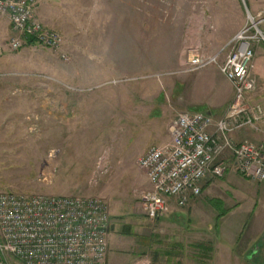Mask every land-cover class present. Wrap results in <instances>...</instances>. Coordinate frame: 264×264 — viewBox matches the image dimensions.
Returning <instances> with one entry per match:
<instances>
[{"label":"rangeland","instance_id":"1","mask_svg":"<svg viewBox=\"0 0 264 264\" xmlns=\"http://www.w3.org/2000/svg\"><path fill=\"white\" fill-rule=\"evenodd\" d=\"M45 1L44 7L50 5L51 0ZM54 1L48 10L61 14L55 22L58 29L43 26L36 12L34 20L60 37V47L50 50L26 40L19 50H7L0 64V193L97 197L106 203L116 230L128 225L139 236L155 232L159 240L171 239L173 227L162 219V213L154 221L146 216L142 197L150 185L136 165L138 158L121 169L56 168L64 152L61 142L68 138L67 127H73L62 125L64 119L94 121L93 126L82 128L94 129L100 154L114 155L119 152L114 146L129 138L131 128L140 133L145 121L169 139V124L180 111L174 109L178 94L173 98L170 88L162 90L164 78L138 72L135 65L139 62L112 65L109 61L117 58L119 47L110 45L115 33L108 28V8L93 5L99 0ZM69 16L71 22L64 20ZM1 17L0 47H6L16 36L8 26L2 27ZM155 140L145 136L142 144H155ZM251 187L253 197L246 199L247 207L243 205L247 215H233L218 224L215 206L208 205L207 211L198 206L196 240L208 242V264H264V210L259 207L264 201V182L254 181ZM222 195L215 189L208 198ZM251 204L255 205L252 210ZM133 242L127 239L122 249L129 251ZM10 264L21 263L10 259Z\"/></svg>","mask_w":264,"mask_h":264},{"label":"crops","instance_id":"2","mask_svg":"<svg viewBox=\"0 0 264 264\" xmlns=\"http://www.w3.org/2000/svg\"><path fill=\"white\" fill-rule=\"evenodd\" d=\"M54 2L51 0L50 5L45 7L44 2H41L36 10V18L43 26L58 29L55 22L62 17L61 14L48 10ZM95 4L99 8H108V28L115 33L110 45L119 47L117 58L109 60L112 65L117 61L139 62L135 65L138 72L149 71L148 74L164 78L162 90L170 88L173 98L178 94L174 98H177L178 106L174 109L179 113H201L215 121L223 117L233 102L234 93L217 68L210 66L194 74H182L180 71L193 56L209 58L219 54L217 60L222 63L228 54L227 50L221 51L222 48L242 29L247 17L264 19V0H99ZM77 5L80 7L81 2L76 1ZM45 10L49 12L44 14ZM77 15L82 17L83 13L77 11ZM1 19L5 21L2 27L11 29L8 18L2 16ZM64 20L71 22L70 16ZM83 20L80 18V21ZM260 28L264 29V25ZM7 50V46L3 47L0 64L8 56ZM252 50L250 77L255 83V91L248 105L260 104L264 107V43L254 45ZM125 68L132 70L128 65ZM63 122L62 125L73 127H67L68 138L61 142L64 152L57 160L58 169H121L143 156L150 147H163L169 143L164 131L159 133L157 126L145 121V124L140 125L143 127L140 133L131 128L129 138L114 146L118 153L102 155L98 151L101 148L100 141L93 135L94 129L82 128L93 126L94 121L73 118L64 119ZM145 136L154 137L155 144L143 145ZM232 140L235 143L249 140L254 145L262 146L264 157V125H259L258 131L244 129L236 132ZM132 150L135 153L130 156ZM253 182L238 173L227 171L221 178L202 181L199 197L191 199L185 208L180 209L167 199L162 219L173 227L171 239L162 235L164 237L159 240L154 237L155 232L139 236L128 225L116 230L113 225L116 221L110 217L106 264H208V247H205L208 242L197 243L196 240L194 223L200 211L198 206L206 211L208 205L215 206L218 224L231 219L233 215H247L243 205L247 207L246 199L253 197ZM215 189L223 195L208 198ZM253 206L251 204V210ZM259 207L264 210L263 200ZM159 233L164 234L163 231ZM127 239L135 241L129 251L122 249ZM141 258V263L136 262V259ZM198 258L204 260L198 261Z\"/></svg>","mask_w":264,"mask_h":264},{"label":"built area","instance_id":"3","mask_svg":"<svg viewBox=\"0 0 264 264\" xmlns=\"http://www.w3.org/2000/svg\"><path fill=\"white\" fill-rule=\"evenodd\" d=\"M44 1L0 0V15L8 18L16 36L6 44L9 51L19 50L27 39L50 50L60 47V37L34 20ZM262 24L264 19L248 16L222 48L228 51L222 63L217 60L219 54L193 56L180 71L194 74L214 66L231 85L234 97L216 121L201 113L177 114L168 127L169 143L137 159L150 185L142 197L150 221L162 213L167 199L185 208L200 195L202 181L221 178L227 171L264 182L262 146L232 140L236 132L258 131L264 125V107L248 105L255 91L250 77L252 48L264 43ZM109 226L108 207L97 197L0 193V264H10V259L21 264H106Z\"/></svg>","mask_w":264,"mask_h":264},{"label":"trees","instance_id":"4","mask_svg":"<svg viewBox=\"0 0 264 264\" xmlns=\"http://www.w3.org/2000/svg\"><path fill=\"white\" fill-rule=\"evenodd\" d=\"M27 44L33 45L35 44V41L33 39H27Z\"/></svg>","mask_w":264,"mask_h":264}]
</instances>
